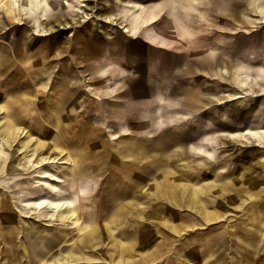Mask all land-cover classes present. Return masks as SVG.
Here are the masks:
<instances>
[{
  "label": "rangeland",
  "instance_id": "1",
  "mask_svg": "<svg viewBox=\"0 0 264 264\" xmlns=\"http://www.w3.org/2000/svg\"><path fill=\"white\" fill-rule=\"evenodd\" d=\"M61 1L63 0H30V4H28L25 0H20V11L12 8L9 2L0 4V22L4 25L1 26L0 24L2 27V31H0V48L4 51V59H6L5 62L7 63L4 62L2 65L3 71L0 70V135L3 136L10 129L18 130L21 133L18 138L14 135L12 138L14 140L11 139L12 145L0 144V171L2 170L0 172V201L2 199L5 200L9 211L21 218L24 223H34L36 226L35 231H39L48 224L50 227L54 224L52 228L60 230L61 226L56 224L57 222H62L61 213L72 215L75 209L77 214L81 216L82 213L86 215L89 210L88 205L81 210V208L73 209V206L68 203L69 205L64 210L58 211L53 217H42V214H50L52 212L44 208L39 211L30 205H25L27 202L34 203L43 199L52 200L54 197L63 194L59 190V178L55 179L54 176L57 177L60 173L59 171L66 169L69 164H66V160L62 159L64 164L57 165L58 168L53 165L33 168L27 160L29 158L28 154L34 149L40 153L39 155L48 154V149L43 144L46 146L49 141H47V136L43 135L42 132L45 129L55 133L54 131L57 129L55 126L56 115L54 114H50L53 122L52 126L40 127V123L41 119L47 116V113L46 116H44L43 112L41 113V111H44L42 110L43 72L47 70L50 74L47 82H51L49 85V98L52 101V99L57 98L54 92L57 91L59 86V79L57 78L59 62L77 64L72 67L71 74H69V69H65L66 76L96 75V72L104 63H111L110 69L112 70L115 69L121 74H128L123 80L114 71L107 76L108 84L115 86V83L119 82L117 87L122 85V83L124 85V88L117 89L115 93H112L113 95L110 96L109 101L107 100V103L112 102L114 103L113 105L110 104L108 107L97 103L91 105L92 107H87L88 110L97 107L100 124L97 149L93 153L98 156L106 153L108 158L113 155L117 158V161L109 160L106 164L98 166V174L85 176V171L89 172L87 166L89 158L83 159L80 156L88 152L84 154L79 152L88 151V148L83 149V147L88 145L82 141L84 137H78L75 140L71 136L73 134L69 133L71 139L66 141V131L62 129L61 133H58L57 140L60 143V148L63 149L66 155L70 156L71 163L69 166L74 171L78 167L84 175L81 182L88 184L89 193L81 197L83 203L90 202L89 199H94L95 197L97 202L100 203L102 199L100 200L95 195L98 192L101 196L105 195L107 199H111L110 202L113 199L121 198L120 193H125L122 187L124 182L121 178L122 165L116 153L117 151H119V154L121 151L131 153L133 151L132 141L134 137L140 138L141 142V156L144 159L141 164V170L153 173L166 166L172 158H174L173 161H176L177 158L174 155L177 146L184 149L187 141H194L195 137L202 133L203 130L206 134L209 133L214 137H221L215 131L224 130L226 133L240 131L245 125L264 129V96L257 95L253 90L250 91V86L252 85L254 88L257 84L264 86V41L258 40V43L257 40L252 38L264 36V0H81L80 8L82 12L80 15L92 12L93 16L86 21H80V25L78 23L75 24L77 27L72 29L70 27L74 24H71V19L74 15H77V13H73L72 8L79 4H75L74 0H67L72 8L62 9L59 8V2ZM128 2H137L145 6L157 2L164 4L166 8L164 14H172L171 22L174 23L176 21L177 24L179 23L186 27L185 30H178L177 27L174 31L179 36V39L182 40L176 39L174 35L167 48H153L151 47L153 45L146 43L144 39L139 38L135 41L129 39L124 43L121 41L122 49L117 51V47L113 45L111 40L114 39L116 31H120L119 25L110 26L100 21L96 16H104L105 14L103 13H105L107 7L119 12L127 6L126 3ZM133 9L135 10L136 8ZM45 10H47L46 16L43 13ZM122 17L123 22L127 23V26L128 23L138 22L137 18H130L129 15ZM59 18L62 25L66 23L65 28L69 29H59L57 31ZM74 19V21H78L81 18L76 16ZM161 19L163 21L162 17ZM97 24L101 26V30L104 31L103 36L109 38L108 40L98 36H87L81 31L86 27H94ZM124 31L126 30L124 29ZM74 32V36H68ZM146 32L148 33L149 30L147 29ZM43 34H49L50 38H42ZM185 35L187 38H182ZM139 44L145 45L150 52L143 51ZM150 48L156 51L151 53ZM142 56L145 60H142ZM174 56L176 57L171 58ZM43 60H45V66L41 67ZM160 63H165L166 68L172 67L175 71L173 73L169 72V74L158 71L157 77L150 79L153 81V83H150V87L149 84L147 86L141 84L143 91L140 90L139 93L130 94V87L131 85L134 86L133 84L136 80H139L138 74L143 72L142 69L154 65L158 70L161 66ZM26 67H29V69H25ZM204 72L212 73L215 76V81L219 80L218 82L223 84L222 86L227 87L225 88L227 100H229V95H241L233 102L217 105L218 109L216 112L213 111L217 119L206 120L208 124L206 128L200 126L199 122L201 119L205 120V116L214 105L208 108L206 106L208 104L207 94L210 91V78ZM238 77H243L249 85H252L242 89L239 86ZM249 78H253L254 81H249ZM155 80L164 81L162 84H156ZM166 83L170 85H165ZM62 84L64 85L63 82ZM68 87L72 89V85ZM223 89L217 88L219 98L224 95ZM241 91L246 92V94H242ZM25 92L27 93L28 102L20 106L18 101L23 99L22 94H25ZM194 92L203 100L202 102L193 103L195 107L201 106L202 103V107L197 109L196 112L190 105V97ZM153 94L158 97L156 103L150 106L140 105L138 111L134 106H131L130 102L134 101L136 97L140 98L138 102H143L146 97ZM67 95L70 99H74L76 96L72 91L71 95ZM47 98L48 96L46 95V100ZM116 98L125 102L118 103L114 101ZM11 101L16 104L14 108L10 106ZM52 106L54 105L51 104ZM159 107L162 108L161 113L167 117L174 114V111L179 108L192 111L193 114L185 116L183 120L153 125V119L156 116L155 112H157V115L161 114L157 110ZM67 108H73V106H68ZM89 120H91L90 117ZM47 123L48 119L45 125ZM104 123H108V125L111 123V125L117 126V129L116 127L113 128V126H110L109 129L112 133H116V137L108 135V127L101 126ZM121 128L127 129L129 134L120 132ZM178 129L180 131L178 136L183 138V141H178L175 144V141L172 140V135H174L173 131ZM69 130L72 131L74 129L71 126ZM168 139L173 142L169 147L167 143L166 145L161 144L162 141ZM74 140L76 143L73 142ZM78 140H81L80 143H77ZM167 142L169 144V141ZM25 144H27V148L20 152L19 149ZM232 144L231 150L228 151H225L223 146L215 147L216 151L212 157L218 158L220 156V158L229 160L232 156L257 148L250 144L244 145V143L234 142ZM50 154L52 155V153ZM258 161L259 164H264V160L259 159ZM177 163L179 166L186 165L182 160L177 161ZM227 168H233V165L228 164ZM124 170L129 172L130 176L132 163L131 168L124 167ZM71 180L78 182L75 172L71 173ZM94 188L97 189V192ZM256 188L260 191V194L264 195V186ZM245 206L247 204L243 208ZM70 218L73 217L70 216ZM235 218L233 217V219ZM0 220L3 222L7 221L1 216ZM63 222L70 225V227L73 226L71 219ZM232 225L233 222L225 223L226 228H231ZM147 226L146 223L141 226V230L138 233L139 238L134 246L136 251H144L148 247L145 242H147V245H160L162 243L161 238H165L167 235L164 227L158 226L159 232H155L152 229L147 231ZM70 227L65 228L69 239L77 235L76 229ZM178 228L181 229L182 226L179 225ZM218 236L207 233V230H197L187 235L178 236L176 237L177 242L172 254H162L149 264H164V262L165 264L185 263L184 258L180 257L177 262L175 257L178 253L177 249L184 247L186 241L192 244L194 240L195 246L214 250L218 247L217 241L219 238L216 239ZM222 239L226 240L225 246L229 248V252L232 251V236L226 238L224 236ZM15 240L17 241V239ZM220 255L222 256L219 262L217 260L218 256L215 254L205 264H233L232 252ZM4 260L2 259V262ZM261 262H264V259H261Z\"/></svg>",
  "mask_w": 264,
  "mask_h": 264
},
{
  "label": "crops",
  "instance_id": "2",
  "mask_svg": "<svg viewBox=\"0 0 264 264\" xmlns=\"http://www.w3.org/2000/svg\"><path fill=\"white\" fill-rule=\"evenodd\" d=\"M28 4H30V2ZM152 4H154V11L157 14V19L151 23L141 19L140 14L139 18L137 17L138 22L128 23V26L127 23L123 22V18H119L123 26L104 19H100V21L107 23L110 26L119 25L120 31H116V35L113 41H111L114 46L117 45V51L122 49V46L120 45L121 41L124 43L129 39H144L146 43H150L151 45L158 48H167L170 45L174 35L176 39L182 40L179 39V36H177L174 31L177 27L178 30H185L186 27L179 23L177 24L176 21L174 23L171 22L173 18L171 17L172 14H164V10L166 9L164 4H161V2ZM105 10V13H103L105 16L113 15L121 17L126 15L125 9L115 12L114 10L107 7ZM43 13L47 14V10H45ZM138 13H140V11ZM161 17L163 18V21H161ZM0 24L1 26L3 25L2 22H0ZM64 24L66 25V23ZM80 24L81 23L78 25ZM61 25V19L59 18L57 31L59 29H68L65 28V25L62 28ZM1 26L0 31H2ZM44 26L45 25L43 23V27ZM126 26L129 30L124 31ZM145 26H149V28ZM76 27L77 26L74 24L70 28L72 29ZM147 29L149 30L148 33L146 32ZM81 31L87 36H98L102 39H109L103 36L104 31L101 30V26L98 24L94 27H86ZM75 32L69 34L68 36H74ZM116 37L119 38L120 41L119 39L117 40ZM185 37L187 38L186 35L182 38ZM42 38L48 39L50 38V35L43 34ZM54 40L57 41L55 38ZM140 48L143 51L150 52L143 44ZM4 56V51L0 48V70L2 71V65L6 60L4 59ZM142 60H145L143 56ZM44 62L45 60L42 61L41 67L45 66ZM110 64L111 63H104V65L101 66L102 68L100 67V70L96 72V75H86L88 76L86 78L85 75H79L78 77L64 75L66 74V68L69 69V74H71L72 67H75L77 64H73L72 62L69 64H66L65 62H59V73L57 74L59 86L57 87V91L54 92V94L57 95V98H55L56 101L55 99H52L51 101L49 98L50 83L47 82V80H49L50 74L47 70L43 72L42 86L44 91L42 93V110L44 111H41V113L43 112L44 116H46L47 113V116L46 118L44 117L45 119H41L40 127L53 125L50 114L56 115L55 126H57V129L54 131L55 133L44 129L42 133L43 135L47 136V141H49V143H47L46 146L45 144L43 145L49 150L48 153H52V155L53 151L50 148H52V145H56L58 148V157L66 160V164L69 163L65 170L59 171L60 173L57 176L59 178L58 181H60L59 190L62 191L63 194L59 195L58 197H54L52 200L67 201L73 206V208H81V210L83 207H87L88 205L89 210L86 215L82 213L81 216L77 214V210L75 211V209L74 214L72 215L66 213L69 215V217H73L69 218L73 222L72 225H74L75 222V225L71 227H74L77 232L76 237L69 239L67 238L68 232L65 228H69L70 225L64 224L63 222L66 220H62L60 223L57 222L56 225L61 226L60 230L52 228L54 224L51 227H49L48 224L39 231H35L36 226L34 223H24L21 218L15 216L9 211L6 201L2 199L0 201V207H2V209H0V216L5 218L7 221L3 222L0 220V264H49L50 262V264H64L63 256L66 254L73 255L75 258H80L79 260H74V262L68 264H130L131 262V264H149L159 258L161 256L159 254L161 253L172 254V250L175 248V243L177 242L176 237L187 235L188 233L196 232L197 230H207V233L209 234L221 236L216 238H219V240L221 239L220 241H217L218 247L214 250H207L204 247H202V249L201 247L195 246L193 242L194 240L192 241V239V244L190 241V243L186 241V245L184 247L178 249L176 248L178 253L175 250L177 253L175 257L177 262L179 261L180 257L184 258L185 260V263L178 262V264H205L208 259L212 258L211 256H215V254H217V260L219 262L222 256L220 254H228L231 252L233 254V264H264V262H261V259H264V257L261 258V256H264V195H262V193L260 194V191H258L256 188L258 186H264V164L258 163L259 159L264 160V140L257 141L253 138H232L227 135L229 132L226 133L224 130L215 131L219 133L218 135L221 137H214L212 134H206V132L203 130L202 133H199L197 137H195L196 139L194 141H187L184 149L177 146V150L175 151L174 155L177 158L176 161H173L174 158H172V160L169 161L166 166L161 168L159 171L148 173L141 170V164L144 162V159L141 156V142L139 140L140 138L134 137L132 141L134 142L132 145L133 151L131 153H125L124 151H121L120 154L119 151L116 153L119 158L121 157L119 161L122 165L121 178L122 181L124 180L122 187L125 193H120L121 198L119 197L117 199H113L112 202H110L111 199H107L105 195L101 196L98 194V192L95 195H97L100 200L102 199L100 203L97 202L96 197L94 199H89L90 202H82L81 197H84L89 193L88 184L81 182V179L84 177V175L82 174V171L78 169V167L74 171V169L69 166L71 163V160L69 159L70 156L66 155L63 149L60 148V143L57 140V137L58 133H61L62 129L66 131V141H69L71 136H73L74 139H77L78 137H84L82 141L88 145L83 147V149L88 148V151L79 152L80 154L88 152L87 154L80 156V158L83 159L89 158V162L87 164L89 172L85 171V176L98 174V166L103 165L104 163L106 164L107 161L109 162V160L117 161V158L113 155L108 158L106 153H103L104 155L101 154L100 156L93 153L97 149L98 130L100 124L98 120L97 107L94 109L90 108V110L87 109V107H92L91 105H95L97 103L108 107L110 104L113 105L114 103L112 102L107 103V100L109 101L110 96L113 95L112 93H115L117 89H121L122 86H124L122 83V86L119 85L117 87L119 82L115 83V86H112V84H107V76L110 74V72L114 71L121 80L126 78L128 75L125 73L121 74L115 69H110ZM25 69H29V67H26ZM142 70L145 72V78L136 82L142 85L145 84V86L149 84L150 87V83H153V81L150 79L156 78L159 73L157 67L154 65L147 66V68ZM204 74L210 78L209 86H212L209 88L210 91L207 94L208 104L206 106L208 108L214 105L211 107L210 112H208L205 116V120L201 119L199 122L200 126L206 128L208 125L206 120L212 121L217 119V116L214 114V112H216L218 109L217 105H224L237 99L227 100L225 91L226 87L222 86L223 84L219 83V80L215 81V76L212 73L204 72ZM71 85L72 89L68 87ZM215 86L216 88H214ZM217 88H224V95H222L221 98H219V91ZM71 91L76 95L74 99L68 98L67 94L71 95ZM45 95L48 96L47 100ZM235 95L237 94H233L232 96ZM22 97L23 99L18 101L20 106H23L25 102H28L26 92L25 94H22ZM138 99L140 98L136 97L134 101L130 102L131 106H134L137 111L139 110L140 105L150 106L156 103L158 97L156 94H153L152 96L150 95L146 97L143 102H138ZM116 100L114 101L121 103V101H119L120 99L116 98ZM190 101V105L193 107L195 112L197 109L202 107V103L201 106H193V103L203 101L197 93L194 92V94L191 95ZM122 102L125 101L122 100ZM51 104L54 106L51 107ZM15 105L16 104L11 101V108H14ZM68 106H73V108H67ZM161 109V107L157 109L158 113L159 111L161 113ZM155 114L156 116L153 119V125L183 120L185 116H190L193 114V112L187 109L179 108L174 111V114H171L168 117L162 113L157 115V112H155ZM89 117L91 120H89ZM47 119L48 123L45 125ZM71 126L74 129L72 131L69 130ZM101 126H107L108 135L111 137H116V133H112L111 130H109L110 127L108 123L101 124ZM244 128L252 127L245 125L240 129V131H242ZM240 131H230V133H237ZM120 132L123 134H129L127 129L124 128H121ZM69 133L73 135L70 136ZM172 137V140L175 141V144H177L178 141H183V138H176L175 135H172ZM75 140L73 141L74 143H76ZM172 140L170 141V139H168L162 141L161 144L166 145L167 143V146L169 147L171 143H173ZM80 141L81 140H78L77 143H80ZM167 141H169V144ZM234 142L241 144L244 143V145H254V147L257 148L240 153L237 156H232V158L229 160L227 158H220V156L218 158L212 157L216 151L215 147L223 146L225 147V151H228L231 150L230 147L233 146L232 143ZM260 153L262 154L260 155ZM246 154L247 156H245ZM180 159L186 163L185 166L178 165L177 161H181ZM210 159L212 160L210 161ZM131 163L132 173L129 176V172L124 170V167L131 168ZM228 164L233 165V168H226L228 167ZM76 170H78V172ZM72 172H77L78 182L71 180ZM256 184L258 185L256 186ZM94 189L97 192V189ZM245 204H247V206L243 208ZM3 208H5V210H3ZM233 217L236 218L233 219ZM226 222H233L231 228L225 227ZM144 223L148 225L146 228L147 231L152 229L155 230V232H159L158 226H160L165 228L167 235L165 238H161L162 243L158 246H154L152 244L147 245V242H145L146 246L148 247H146L144 251L139 252L135 250L134 246L137 239L139 238L138 233L141 230V226ZM179 225L182 226L183 229H179ZM224 236L225 238L232 236L233 249L230 252L229 248L225 246L226 240L222 239ZM15 239H17V241ZM150 254H152V256ZM82 258H88L91 260L90 262H87ZM193 258H197L198 260ZM2 259H5L4 262H2Z\"/></svg>",
  "mask_w": 264,
  "mask_h": 264
},
{
  "label": "bare ground",
  "instance_id": "3",
  "mask_svg": "<svg viewBox=\"0 0 264 264\" xmlns=\"http://www.w3.org/2000/svg\"><path fill=\"white\" fill-rule=\"evenodd\" d=\"M75 1V4H79V5H77L76 7H73L72 8V6L69 4V2L66 0H63V1H61V2H59V8H62V9H66V8H69V7H71L72 9H73V13H77V15H74L73 16V18L71 19V24H79V22L80 21H86L87 19H89V18H91L92 16H93V14H92V12L91 13H88V14H83V15H80V13L82 12V10H81V8H80V6H81V0H74ZM6 2H9L10 4H11V7L12 8H14L16 11H20L21 9H20V0H0V4L2 5L3 3H6ZM25 2L26 3H29L30 2V0H25ZM127 4V6H125L124 7V9H125V13H126V15H129L130 16V18H139V14H140V16H141V19H144L146 22H148V23H151V22H154L156 19H157V14L155 13V11H154V4H150V5H147V6H145V5H142V4H140V3H137V2H128V3H126ZM259 4V3H258ZM46 6V5H45ZM133 8H136L135 10L133 9ZM251 9V8H250ZM253 9V8H252ZM140 11V13H138ZM39 12V11H38ZM9 13V12H8ZM6 15V14H5ZM45 16H46V14H45ZM76 16H79L81 19L80 20H78V21H74L75 19V17ZM6 17V16H5ZM96 17H98L99 19H104V20H107V21H110V22H113V23H116V24H119V25H121V26H123V24H121V22L119 21V18L121 19V18H123L122 16L120 17V16H113V15H104V16H96ZM7 18V17H6ZM46 18V17H45ZM34 20V19H33ZM130 20V19H129ZM36 21H37V19H36ZM128 21V20H127ZM14 22V21H13ZM154 24V23H153ZM9 25V24H8ZM65 24H63L62 26H64ZM2 26H4V25H2ZM29 26V25H28ZM150 26V25H149ZM119 27V26H118ZM145 27H147V26H145ZM35 28V27H34ZM88 28V27H87ZM69 29V28H68ZM125 30H127L126 28H124ZM98 30V29H97ZM26 33V32H25ZM122 34V33H121ZM125 34V33H124ZM120 35V34H119ZM127 35V34H126ZM130 36V35H129ZM152 36H154V35H152ZM103 37V36H102ZM115 37V36H114ZM158 37V36H157ZM117 38V37H116ZM135 38V37H134ZM119 38H117V40H118ZM122 39V38H121ZM154 39H155V37H154ZM116 40V41H117ZM159 40V39H158ZM111 41H113V40H111ZM119 41H120V39H119ZM117 44H119V43H117ZM117 46V45H116ZM2 49V48H1ZM102 68V67H101ZM43 70V69H42ZM100 70V69H99ZM22 71V70H21ZM63 73V72H62ZM65 73V72H64ZM35 75V74H34ZM65 75V74H64ZM49 76V75H48ZM30 78V77H29ZM57 78H58V76H57ZM148 78V77H147ZM238 83H239V86L242 88V89H245L246 87H248V86H250V85H252V84H250L249 85V83L247 82V80L246 79H243V77H238ZM105 81V80H104ZM249 81H254V79L253 78H249ZM36 82V81H35ZM215 82V81H214ZM256 82V81H255ZM257 82H258V78H257ZM51 83V82H50ZM67 83V82H66ZM102 83V82H101ZM232 83V82H231ZM98 84V83H97ZM108 84V83H107ZM217 84V83H216ZM103 85V84H102ZM122 86V85H121ZM144 86H145V84H144ZM123 87V86H122ZM210 87H212V86H210ZM209 87V88H210ZM218 87V86H217ZM232 87V86H231ZM99 88V87H98ZM214 88H216V86L214 87ZM227 88V87H226ZM256 88V89H255ZM253 87V85L252 86H250V91H252L253 90V92H256V94L257 95H259V96H264V86H262L261 84H257V86L256 87ZM101 89V88H100ZM40 90V89H39ZM212 90V89H211ZM48 91V90H47ZM207 92V91H206ZM242 92V91H241ZM40 93V92H39ZM41 94V93H40ZM242 94H246V92H242ZM46 96V95H45ZM155 96V95H154ZM241 95H235V96H229V99L230 100H234V99H237L238 97H240ZM244 96V95H243ZM55 97V96H54ZM57 97V96H56ZM206 97V96H205ZM39 98V97H38ZM225 98V97H224ZM68 99V98H67ZM98 99V98H97ZM117 101V100H116ZM48 102H49V100H48ZM122 102V101H121ZM208 102V101H207ZM225 102V101H224ZM105 103V102H104ZM142 104V103H141ZM84 105V104H83ZM82 105V106H83ZM62 106V105H61ZM64 106V105H63ZM140 109V108H139ZM8 112V111H7ZM59 118V117H58ZM160 119V118H159ZM45 122V121H44ZM60 126V125H59ZM56 128H57V126H56ZM57 131V130H56ZM58 132V131H57ZM20 132L18 131V130H8L7 132H5L4 134H3V136L2 135H0V144H6V145H12V142H11V139L14 137V135L18 138V137H20L21 136V133L19 134ZM57 135V134H56ZM227 135H229L230 137H232V138H238V139H246V138H253V139H256L257 141L258 140H264V138H262V137H264V129H252V128H244L242 131H240V132H237V133H228ZM12 140H14V139H12ZM139 141V140H138ZM28 142H30V141H28ZM9 143H11V144H9ZM134 143V142H133ZM248 143V142H247ZM140 145V144H139ZM216 145V144H215ZM136 146V145H135ZM254 146V145H253ZM25 148H27V144H25L24 146H22L20 149H19V151L20 152H22ZM52 151H53V155H49V153L48 154H41V155H39L40 153L39 152H37L35 149L34 150H32L31 151V153L30 154H28V161H29V163L31 164V166L33 167V168H41L43 165H53L55 168H58V166L57 165H61V164H64V161L61 159V158H59L58 156H59V154H58V148H57V146L56 145H52V148H50ZM253 150V149H252ZM49 151V150H48ZM261 152V151H260ZM262 153H260V155H261ZM61 155V154H60ZM122 155V154H121ZM27 156V155H26ZM245 156H247V154L245 155ZM63 157V156H62ZM251 157V156H250ZM121 158V157H120ZM119 158V159H120ZM260 158V157H259ZM258 159V158H257ZM121 160H123V159H121ZM179 160V159H178ZM181 160V159H180ZM126 161V160H125ZM137 161V160H136ZM71 162V161H70ZM239 162H240V160H239ZM234 163V162H233ZM236 163V162H235ZM245 163V162H244ZM232 164V163H231ZM3 166V165H2ZM224 168V167H223ZM227 168V167H226ZM173 169V168H172ZM214 169V168H213ZM212 169V170H213ZM222 169V168H221ZM254 169V168H253ZM168 170V169H167ZM174 170V169H173ZM215 170V169H214ZM256 170V169H255ZM2 171V170H1ZM0 171V172H1ZM77 172H78V170H76ZM172 171V170H171ZM218 171V170H217ZM77 172H76V174H77ZM81 173V172H80ZM225 176V175H224ZM55 177V179L57 178L58 179V177H56V176H54ZM211 179V178H210ZM229 179V178H228ZM249 179V178H248ZM123 182H124V180H123ZM190 182V181H189ZM224 182V181H223ZM231 182V181H230ZM169 183V182H168ZM76 184V183H75ZM126 184H127V182H126ZM126 184H125V186H126ZM225 184H226V182H225ZM46 185H48V184H46ZM187 185V184H186ZM234 185V184H233ZM194 186V185H193ZM254 186V185H253ZM165 188H166V186H165ZM169 188V187H168ZM191 188V187H190ZM209 188V187H208ZM252 188V187H251ZM211 189V188H210ZM74 190V189H73ZM166 190V189H165ZM213 190V189H212ZM71 191V190H70ZM154 191V190H153ZM173 191V190H172ZM171 191V192H172ZM240 191V190H239ZM216 192V191H215ZM237 192V191H236ZM162 193V192H161ZM175 193V192H174ZM253 193V192H252ZM67 194V193H66ZM151 194H153V193H151ZM187 194V193H186ZM72 195V194H71ZM73 195H75V194H73ZM212 195V194H211ZM159 196V195H158ZM135 197H137V196H135ZM135 197H133V198H135ZM162 197V196H161ZM176 197H177V195H176ZM246 197V196H245ZM76 199V198H75ZM166 199H168V198H166ZM170 200V199H169ZM180 200V199H179ZM161 201V200H160ZM187 201V200H186ZM189 201V200H188ZM222 201V200H221ZM27 202V201H26ZM220 202V201H219ZM218 202V203H219ZM69 202H67V201H64V200H60V201H58V200H51V199H43V200H41V201H39V202H34V203H30V202H27L25 205H30V206H32L33 208H35L36 210H39V211H41L42 210V208H44L45 210H47V211H50V212H52V213H50V214H48V213H45L44 215L42 214V217L43 216H46V217H48V216H54V214H57V212L58 211H62V209L64 210L65 208H66V206H68L69 204H68ZM162 203V202H161ZM172 203V202H171ZM142 204V203H141ZM169 204V203H168ZM97 205V204H96ZM145 205V204H144ZM147 205V204H146ZM77 206V205H76ZM152 207V206H151ZM172 207V206H171ZM97 208V207H96ZM147 208V207H146ZM145 208V209H146ZM173 208V207H172ZM228 208V207H227ZM74 209V208H73ZM144 209V210H145ZM148 209V208H147ZM150 209V208H149ZM210 209V208H209ZM231 209V208H230ZM229 209V210H230ZM148 211V210H147ZM161 211V210H160ZM231 211V210H230ZM136 212V211H135ZM173 212V211H172ZM172 212H171V214H172ZM134 213V212H133ZM228 213V212H227ZM2 214V213H1ZM3 214H5V213H3ZM136 214V213H135ZM224 214V213H223ZM8 215H10V214H8ZM111 215V214H110ZM5 216V215H4ZM117 216V215H116ZM115 216V217H116ZM141 216V215H140ZM222 216V215H221ZM15 217V216H14ZM60 217H61V219L62 220H68L70 217H69V215H67L66 213H61L60 214ZM120 217V216H119ZM153 217V216H152ZM223 217V216H222ZM149 218V217H148ZM194 218V217H193ZM215 218V217H214ZM95 219V218H94ZM100 219V218H99ZM44 220V219H43ZM126 220V219H125ZM139 220H141V219H139ZM146 220V219H145ZM154 220V219H153ZM207 220V219H206ZM210 220V219H209ZM220 220H221V218H220ZM57 221V220H56ZM96 221V220H95ZM143 221V220H142ZM156 221V220H155ZM194 221V220H193ZM100 222V221H99ZM103 222H105V221H103ZM111 222V221H110ZM123 222V221H122ZM148 222V221H147ZM225 222V221H224ZM54 223V222H53ZM73 223V222H72ZM213 223V222H212ZM94 224V223H93ZM158 224V223H157ZM161 224V223H160ZM194 224V223H193ZM74 225H75V222H74ZM73 225V226H74ZM78 225V224H77ZM164 225V224H163ZM197 225V224H196ZM111 226V225H110ZM131 226V225H130ZM198 226V225H197ZM209 226V225H208ZM50 227V226H49ZM48 227V228H49ZM112 227V226H111ZM113 228V227H112ZM98 229V228H97ZM109 229H110V227H109ZM128 229V228H127ZM183 229V228H182ZM23 230V229H22ZM110 231H112V230H110ZM25 232V231H24ZM46 232H48V231H46ZM50 233V232H49ZM111 234H112V232H111ZM185 234V233H184ZM45 235V234H44ZM54 236V235H53ZM47 237V236H46ZM115 238V237H114ZM83 240V239H82ZM84 240H86V239H84ZM51 241V240H50ZM49 241V242H50ZM64 241V240H63ZM78 241V240H77ZM108 241V240H107ZM114 241V240H113ZM79 242V241H78ZM92 242V241H91ZM102 242V241H101ZM47 243V242H46ZM45 243V244H46ZM72 243H73V241H72ZM76 243V242H75ZM88 243V242H87ZM103 243V242H102ZM44 244V243H43ZM49 244H51V243H49ZM48 244V245H49ZM66 244V243H65ZM76 244H78V243H76ZM86 244V243H85ZM91 244H93V243H91ZM42 245V244H41ZM96 245V244H95ZM43 247V246H42ZM91 247V246H90ZM162 247V246H161ZM49 248V247H48ZM71 249V248H70ZM129 249V248H128ZM131 249V248H130ZM157 249V248H156ZM159 250V249H158ZM183 251H185V250H183ZM255 251V250H254ZM47 252V251H46ZM46 252H44V253H46ZM58 252V251H57ZM61 252V251H60ZM130 252H133V251H130ZM155 252V251H154ZM91 253V252H90ZM123 253V252H122ZM58 254V253H57ZM87 254H89V253H87ZM163 253H161V254H159V255H162ZM151 256H152V254H150ZM149 255V256H150ZM154 255H155V253H154ZM189 255V254H188ZM60 256V255H59ZM150 256V257H151ZM192 256V255H191ZM146 257V256H145ZM204 257V256H203ZM132 258V257H131ZM152 258V257H151ZM150 258V259H151ZM80 258H75L73 255H70V254H66V255H64L63 256V263L64 264H68V263H72V262H74V260L76 261V260H79ZM83 260H86L87 262H90V260L91 259H88V258H82ZM142 259V258H141ZM145 259H147V258H145ZM144 259V260H145ZM193 259H197V258H193ZM198 260V259H197ZM99 261V260H98ZM148 261V260H147ZM38 262V261H37ZM95 262V261H94ZM143 262V261H142ZM48 263V262H47ZM51 263V262H50ZM49 263V264H50ZM106 263V262H105ZM132 263V262H131ZM130 263V264H131ZM139 263H141V262H139Z\"/></svg>",
  "mask_w": 264,
  "mask_h": 264
},
{
  "label": "water",
  "instance_id": "4",
  "mask_svg": "<svg viewBox=\"0 0 264 264\" xmlns=\"http://www.w3.org/2000/svg\"><path fill=\"white\" fill-rule=\"evenodd\" d=\"M252 38H254L255 40H259V41H264V36H260V37H252ZM252 38H250V39H252ZM134 40V39H133ZM135 40H137V39H135ZM134 40V41H135ZM259 41H258V43H259ZM144 43V42H143ZM140 46L139 47H141V45L142 44H139ZM148 45V44H147ZM149 46H151L150 44H149ZM151 47H153V48H156V47H154V46H151ZM256 47V46H255ZM254 47V48H255ZM151 49V51H156V50H154V49H152V48H150ZM176 56H174V57H171V58H175ZM161 64V63H160ZM158 71L160 72V73H167V74H169V72H172L173 73V71H175L174 69H172V67L170 68V67H167L166 68V66H165V63L164 64H161V66L158 68ZM138 76H139V80L141 81V80H143L144 78H145V72H140L139 74H138ZM149 79V78H148ZM136 81H138V80H136ZM146 81V80H145ZM164 80H161V81H158V80H155V83L156 84H158V83H161L162 84V82H163ZM134 86H132L131 85V87H130V90H129V92H130V94H136V93H139L140 92V90L141 91H143V86L140 84V83H137V82H135L134 84H133ZM165 85H170V84H168V83H166ZM165 87V86H164ZM110 126H113V124L111 125V123H110V125H109V127ZM114 127H116V129H117V126L116 125H114L113 126V128ZM173 133H174V135H175V137L176 138H180L178 135L180 134V131H179V129L178 130H174L173 131ZM144 140H146V139H144Z\"/></svg>",
  "mask_w": 264,
  "mask_h": 264
}]
</instances>
